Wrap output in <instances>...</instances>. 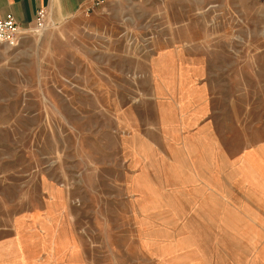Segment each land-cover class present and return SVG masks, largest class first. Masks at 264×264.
<instances>
[{"label": "rangeland", "instance_id": "1", "mask_svg": "<svg viewBox=\"0 0 264 264\" xmlns=\"http://www.w3.org/2000/svg\"><path fill=\"white\" fill-rule=\"evenodd\" d=\"M93 5L0 45V209L68 206L89 264H194L199 251L209 264H264V231L220 212L222 197L247 206L251 186L232 171L204 183L170 146L167 123L182 113L159 57L169 47L192 55L206 81H236L240 109L259 104L264 0ZM222 105L230 110L227 99L215 113ZM224 118L219 137L242 148L248 137L234 140Z\"/></svg>", "mask_w": 264, "mask_h": 264}, {"label": "crops", "instance_id": "2", "mask_svg": "<svg viewBox=\"0 0 264 264\" xmlns=\"http://www.w3.org/2000/svg\"><path fill=\"white\" fill-rule=\"evenodd\" d=\"M96 1L0 0V19L13 14L19 27L26 33L36 28L35 18L40 9L49 11L50 21L62 23L84 14ZM180 52L169 47L159 56L169 69L165 84L169 88L170 104L176 112L182 113L181 118L167 123L170 146L184 153L188 172L196 174L194 177L204 183L210 180L206 173L232 171L234 181L251 186L246 195L250 202L247 206L237 201L230 209L227 206L229 199L222 197L221 217L225 220L248 217L253 222L248 226L254 227V231L263 232L264 96H260V90L264 87L261 88L259 83L254 88L251 82H245V90L254 88L257 91L255 96L261 102L252 103L253 108L247 103L240 109L235 80L226 84L220 82L222 78L218 76V79L209 78L206 81L202 69L196 68L193 63L195 58ZM251 95L249 91L244 94L246 99ZM227 99L230 110L227 111V107L222 105L224 110L215 113V103ZM224 116L227 118L225 121L232 123L231 137L234 140L248 137L242 148L236 146L238 141L228 147L224 137H219L223 134L217 124L224 121ZM241 121H247L242 130ZM215 139L217 142H214ZM173 153L178 156L175 149ZM222 174L219 173L220 178ZM56 209H12L9 206L7 210L0 209V264H89L85 238L69 226L68 206ZM200 254L199 251L194 264H209L207 257Z\"/></svg>", "mask_w": 264, "mask_h": 264}, {"label": "built area", "instance_id": "3", "mask_svg": "<svg viewBox=\"0 0 264 264\" xmlns=\"http://www.w3.org/2000/svg\"><path fill=\"white\" fill-rule=\"evenodd\" d=\"M50 13L46 9H40L37 12L35 22L38 30H46L50 24ZM24 31L19 27L13 14H7L0 19V45L5 44L10 47H16L23 39Z\"/></svg>", "mask_w": 264, "mask_h": 264}]
</instances>
